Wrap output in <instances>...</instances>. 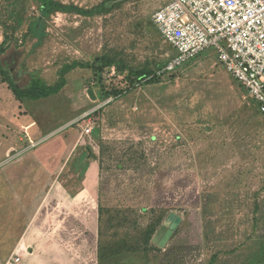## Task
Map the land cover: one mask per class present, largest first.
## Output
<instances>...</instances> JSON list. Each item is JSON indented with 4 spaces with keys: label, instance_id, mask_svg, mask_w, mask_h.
Returning a JSON list of instances; mask_svg holds the SVG:
<instances>
[{
    "label": "rangeland",
    "instance_id": "obj_1",
    "mask_svg": "<svg viewBox=\"0 0 264 264\" xmlns=\"http://www.w3.org/2000/svg\"><path fill=\"white\" fill-rule=\"evenodd\" d=\"M43 1L0 0L10 65L64 84L21 102L48 127L35 147L0 124V264H264V115L214 49L163 73L176 50L153 14L169 0H111L94 16L52 14L27 55ZM87 114L98 140L83 133ZM172 211L183 222L161 248L153 238Z\"/></svg>",
    "mask_w": 264,
    "mask_h": 264
},
{
    "label": "built area",
    "instance_id": "obj_2",
    "mask_svg": "<svg viewBox=\"0 0 264 264\" xmlns=\"http://www.w3.org/2000/svg\"><path fill=\"white\" fill-rule=\"evenodd\" d=\"M153 23L176 50L163 73L214 49L218 63L264 115V0H169L154 12ZM91 115L85 116L86 135L94 129Z\"/></svg>",
    "mask_w": 264,
    "mask_h": 264
},
{
    "label": "trees",
    "instance_id": "obj_3",
    "mask_svg": "<svg viewBox=\"0 0 264 264\" xmlns=\"http://www.w3.org/2000/svg\"><path fill=\"white\" fill-rule=\"evenodd\" d=\"M111 4V0H104L96 9H83L75 5H66L55 0H44L41 8V15L30 25L24 37L26 54L29 55L33 53L35 49L43 43V38L46 36V20L52 14L56 12H75L83 16H94L110 8ZM26 46H28L27 49ZM10 48V45L6 42L0 44V75L3 78L2 82L8 84L17 100L38 101L59 93L64 86L63 83L49 85L38 73L29 72L24 67L19 68L17 71L16 68L11 66L7 58ZM91 68L96 72L100 70L98 62L92 64ZM15 71H17V74ZM152 73V71H149L138 75V77L143 78ZM24 76L28 77V81L22 83L21 78Z\"/></svg>",
    "mask_w": 264,
    "mask_h": 264
},
{
    "label": "crops",
    "instance_id": "obj_4",
    "mask_svg": "<svg viewBox=\"0 0 264 264\" xmlns=\"http://www.w3.org/2000/svg\"><path fill=\"white\" fill-rule=\"evenodd\" d=\"M60 93V91H59ZM59 93L52 95L48 98H51L53 96L58 95ZM13 94V92H12ZM5 96V94H4ZM14 95H11V93H9V97L7 99V95L5 96L7 101H11L15 100V102H18V108L17 110L12 107V109H10V107L8 105H6L5 103H3V99L0 98V124L2 123L1 127L2 128H17L19 131L23 132L25 136H27V138L29 139V143L31 146H36V142L34 141L35 139L33 138H38V139H43V137H45V134H47L48 131V127H43V124L41 125L40 123L38 124V119H34L33 117V112L31 114H28L25 110L23 113H21L20 111L22 110L20 105L22 104L20 100H17L16 98L12 97ZM1 97V95H0ZM48 98H43L41 100L38 101H33V102H44L46 99ZM28 101V100H25ZM24 101V102H25ZM14 102V103H15ZM13 103V104H14ZM20 112L17 114V112ZM21 119H25V121L28 119L27 122H29L28 126H23V127H19V123L21 122ZM8 132V131H7ZM1 133V132H0ZM93 133V132H92ZM2 134V133H1ZM92 139L94 140H98L97 136L95 135V133H93V135L91 134ZM37 140V139H36ZM11 141L7 139V147L6 149H4L2 151L3 154H6L8 152V149L10 148L9 146L11 145ZM20 258V261L17 262V259H15V264H19L20 262H22V257H17Z\"/></svg>",
    "mask_w": 264,
    "mask_h": 264
},
{
    "label": "water",
    "instance_id": "obj_5",
    "mask_svg": "<svg viewBox=\"0 0 264 264\" xmlns=\"http://www.w3.org/2000/svg\"><path fill=\"white\" fill-rule=\"evenodd\" d=\"M91 97L96 99V95L93 89L89 91ZM183 222V216L175 211H172L163 222L157 233L153 238V242L159 245L161 248H165L175 232L179 229Z\"/></svg>",
    "mask_w": 264,
    "mask_h": 264
}]
</instances>
